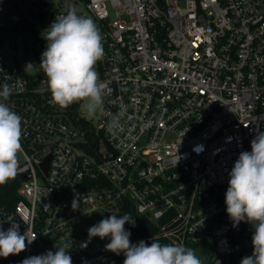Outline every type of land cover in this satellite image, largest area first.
<instances>
[{
	"label": "built area",
	"instance_id": "2783aa9c",
	"mask_svg": "<svg viewBox=\"0 0 264 264\" xmlns=\"http://www.w3.org/2000/svg\"><path fill=\"white\" fill-rule=\"evenodd\" d=\"M21 1L26 14L0 0V90L10 87L6 103L23 129L18 174L0 187V222L37 238L0 264L64 243L73 264H98L116 254L88 229L130 210L156 224L153 237L203 251V264L251 255L254 229L233 227L225 193L239 154L264 132V0H72L75 11L87 5L104 38L97 123L81 102L54 105L37 91L45 75L20 63L19 29L36 35L42 55L47 41L36 27L69 10L61 0ZM117 114L120 126L109 130Z\"/></svg>",
	"mask_w": 264,
	"mask_h": 264
},
{
	"label": "clouds",
	"instance_id": "9594fccd",
	"mask_svg": "<svg viewBox=\"0 0 264 264\" xmlns=\"http://www.w3.org/2000/svg\"><path fill=\"white\" fill-rule=\"evenodd\" d=\"M43 35L47 41L42 52L39 67L46 79L41 81L46 88H38L43 93L50 92L52 103L66 109L73 103L83 102L86 114L94 118L102 111L104 84L96 71L98 61L104 58L103 36L95 21L69 10L56 17ZM31 63L25 67L33 68ZM10 87L5 84L0 90V185L14 179L18 174L19 154L22 152V117L8 103ZM120 126L117 114L109 123V130ZM225 193L226 213L233 227L246 222L254 229L251 237L252 254L242 258L240 264H264V132L257 130L251 141V151H242L229 173ZM78 200L72 202L73 210L78 208ZM6 223L5 230L0 222V257L7 258L25 251L37 235L20 233V225L15 220ZM135 226L132 214L122 216L112 214L88 229V238H108L105 250L116 255L123 253V264H203L195 251L183 243L161 244L153 237L150 244L141 240L130 241L131 233L125 224ZM86 247V244L83 245ZM64 243L55 247L56 251H46L41 255L25 258L21 264H73L69 249Z\"/></svg>",
	"mask_w": 264,
	"mask_h": 264
},
{
	"label": "rangeland",
	"instance_id": "374dc122",
	"mask_svg": "<svg viewBox=\"0 0 264 264\" xmlns=\"http://www.w3.org/2000/svg\"><path fill=\"white\" fill-rule=\"evenodd\" d=\"M12 1L16 4L17 8L13 9L11 13L20 11L26 14V8L21 0H12ZM54 1H58V0H54ZM76 13L84 17L92 18L97 24L98 28L100 29L99 21L93 16V14L87 8V5L84 2L79 1L76 3ZM50 24L51 23L47 21L40 22L39 26L36 27V30L39 32V34H46L44 31L50 26ZM29 34H31L30 31L25 28H20L18 31L17 38L19 40V56H20L21 66L31 74H34L37 76L45 75L39 67L40 59L34 53L35 49L33 47V40L36 39V35L33 34L31 35V38H30ZM46 44H45V48H46ZM29 63L36 65V66L33 68L25 67V65ZM96 71H97V65H96ZM102 107H103V104H102ZM80 110L88 119L92 120L94 123H97L99 121L101 114H102V111H99L94 118H89L86 114V108L84 107L83 102H81ZM195 253L197 254V256L201 257L203 260L205 259L203 251L196 250ZM98 264H123V260L118 258L117 256H113L111 258H106L104 260L99 261Z\"/></svg>",
	"mask_w": 264,
	"mask_h": 264
},
{
	"label": "trees",
	"instance_id": "16d2710c",
	"mask_svg": "<svg viewBox=\"0 0 264 264\" xmlns=\"http://www.w3.org/2000/svg\"><path fill=\"white\" fill-rule=\"evenodd\" d=\"M34 53L41 60L40 53L36 50ZM7 183H10V182H7ZM0 187H2V185H0ZM5 200L8 203H13L16 201L15 197H12V198L8 197ZM127 213L132 214V218L135 220V226L134 227L129 223L125 224V229L131 233L130 241L132 243H138L141 240H143L146 243L150 244L152 242V239H153L152 237L156 234V232L158 230L156 224L151 222L149 219H147L145 217H141L135 211L130 210ZM156 239L161 244H173L171 241H169L165 238H162V237H156ZM115 256H117L118 258H120L122 260L125 259L123 253H121L120 255H115Z\"/></svg>",
	"mask_w": 264,
	"mask_h": 264
},
{
	"label": "water",
	"instance_id": "95a60500",
	"mask_svg": "<svg viewBox=\"0 0 264 264\" xmlns=\"http://www.w3.org/2000/svg\"><path fill=\"white\" fill-rule=\"evenodd\" d=\"M58 7H60V8L66 7L68 10H75V6H74V3L72 0H61ZM45 8H48L50 10H54L55 6H48ZM16 27H18V25L13 26L12 29L16 28Z\"/></svg>",
	"mask_w": 264,
	"mask_h": 264
}]
</instances>
